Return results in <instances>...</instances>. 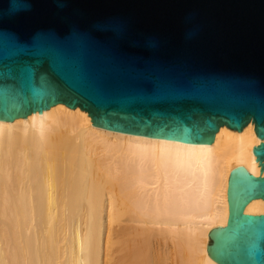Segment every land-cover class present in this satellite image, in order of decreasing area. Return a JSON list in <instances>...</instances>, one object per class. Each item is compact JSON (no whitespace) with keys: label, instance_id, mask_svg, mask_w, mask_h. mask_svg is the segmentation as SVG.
I'll use <instances>...</instances> for the list:
<instances>
[{"label":"water","instance_id":"95a60500","mask_svg":"<svg viewBox=\"0 0 264 264\" xmlns=\"http://www.w3.org/2000/svg\"><path fill=\"white\" fill-rule=\"evenodd\" d=\"M64 104L92 125L211 144L252 121L264 171V0H0V120ZM261 175V174H260ZM264 177L231 172L219 264H264Z\"/></svg>","mask_w":264,"mask_h":264},{"label":"bare ground","instance_id":"6f19581e","mask_svg":"<svg viewBox=\"0 0 264 264\" xmlns=\"http://www.w3.org/2000/svg\"><path fill=\"white\" fill-rule=\"evenodd\" d=\"M88 115L58 104L0 120V264H219L207 245L228 226L231 172L264 177L255 124L202 144ZM244 214L264 215V200Z\"/></svg>","mask_w":264,"mask_h":264}]
</instances>
